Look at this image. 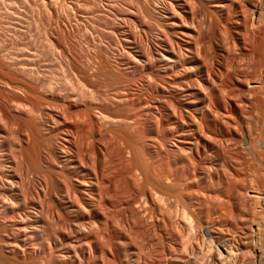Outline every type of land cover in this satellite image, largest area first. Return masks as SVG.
<instances>
[{"label": "rangeland", "instance_id": "obj_1", "mask_svg": "<svg viewBox=\"0 0 264 264\" xmlns=\"http://www.w3.org/2000/svg\"><path fill=\"white\" fill-rule=\"evenodd\" d=\"M229 1L232 2L233 0H229ZM182 2L184 4L188 3L186 4L187 6L189 4H190L189 6L192 5L190 9L191 8L193 9L194 7L195 9L193 10L194 11L196 10L197 12L196 13L191 9L193 11V12L191 11L193 13L192 16L193 18H195L194 20L195 24L198 25V23L201 22V24H199L200 26L199 27L197 26L195 29H199L198 32H200L201 30L203 38H206V39H203L204 44L203 43L202 45L197 44V47H199L200 45L201 46L204 45L203 50L201 49L202 47L199 48L201 49L200 58H202L201 60H203L206 55L205 53H207L206 55L208 56L206 57L207 60L206 59L204 60H206V63H208L206 65L210 66L211 62H213V57L215 56L216 50L214 47L217 41V39L214 36H212L213 31L211 30V28L209 30L211 32H209L207 31L208 28L204 29L203 27V23L205 22L206 18L207 17L208 19L210 18L209 16L210 0H195V1L194 0H182ZM259 4L260 5L262 4L264 6V0H246L244 2L242 0L241 2V10H242L241 14L242 15L238 18L240 19L242 25L238 23L235 17L234 18L232 17L231 19L232 21L231 20H229V22L225 21L226 24H228L226 25L227 27L224 25V23L221 25H218L220 30L217 27V34L224 40L229 38L227 41L229 43V49L231 50L233 47V51L231 50L232 53L229 54L231 56L227 58L228 57L227 55L225 58V61H223L226 63V59H228L227 60L228 64H225V65H230L233 60L236 62H239V64L240 63L242 64L244 60L240 55H238V52L236 53L237 55L235 54V51L239 50V47L238 46L236 47V45L238 44L235 41L236 38L238 37L236 31L241 29L242 34L243 32L245 33V31L247 32L243 35L246 41L245 47H249V48H246L247 53L245 52L247 56V59L245 60H247V62L245 63V60H244L243 62L244 65L242 64L241 68L242 69L244 68V71L248 74L247 77L249 78V80L251 79V83H252L251 85H256V87L258 86L259 87L254 92L255 95L251 97L250 93L246 89L248 82L247 83L245 82L246 77L245 75H243L244 76L243 82H240V84L237 83L234 89L236 87L237 88L239 87L238 89L237 88L235 89V94L238 93L237 95L240 96L243 99V101H245V103H248L244 105L245 120L247 119L246 121L248 122L249 125L250 123H252L251 124L252 126L255 124L256 125L260 124V126L259 125L258 126L263 130L264 129L263 127L264 126V118H263L264 117V110H263L264 109V99H263L264 96L262 95H264V85H263L264 84V76H263L264 73L261 70V68L263 67L262 69L264 70V62H263L264 61V54H263L264 53V20H263V26L261 27L262 23L259 25V28L261 27V29L263 30L259 29L260 30L259 32L257 30L256 31L257 34L255 33L256 35L254 34L252 26H251V20L253 18L252 14H254L253 10L257 8L258 6H260ZM167 10L171 11L172 13L175 12L173 11L174 6L170 5L168 0H0V258L6 259V260L8 259V261H10L12 264H25L26 262H28L26 264H29V263H32V264H138V263L139 264H184V263L192 264V263H195V260L197 261L195 264H198V263L199 264H206V263L213 264L212 262H213L214 252L212 251L213 254L212 255L210 254L209 252L210 245H208L205 238H203V234L200 232L201 227H198L200 226L198 224L200 221L203 222V221H208L210 219L208 218L210 214L209 212L212 213L217 210V213L219 212L223 213V211L225 210V212L228 215L225 217V220H226L225 224L227 226L226 230L228 229L226 233H227V236L229 235V237L230 238L232 237L233 239H235V241H238L236 239H240L243 237L244 238L248 237V240L252 241L251 240L252 238L250 235H252L251 229L253 230L255 222L256 223L261 222L264 224L263 222L264 221V199H262L263 201L261 200L260 202L258 201L259 203L256 204L257 202H255V199L253 202L252 200L253 198H250L253 195L252 191L250 190V187L253 190V187L250 183L251 182L250 178L252 179L253 176L256 177V173L254 175V172H250L253 176L249 174L248 172H244L243 174L244 177L245 176L247 177L245 178L246 188L242 190V192L247 191L246 194L245 192H243V194L245 195H243L241 191L239 192V188L236 185L235 178L230 179L232 192L230 191L231 193L229 192L228 194L225 192V196H224L223 189L221 190L218 184L215 183L211 185L208 178H207L208 182H205L197 178L196 179L197 181L193 183V186L188 188L190 190L189 192L193 191L192 193L193 196L195 194L194 196L195 204L193 207L195 208V210H193L192 208V213H191L192 217L193 215L195 216L193 218H189L192 220V221L190 220L192 223L189 222L193 224L192 227L189 226L191 224L189 223L187 224V222L189 221L188 218H186L187 219V221L185 220L186 222L184 221V223H186L187 225L183 223V220H181L182 217L179 214H177L175 207H170V209L167 210V212L169 211L168 213L169 217H171V215L172 216L175 215L173 219L172 217L170 218L171 222L169 218L166 223H163V222L160 223V222H157L155 219H153L152 221L156 222L155 224L153 222H150L151 221L150 220L151 218L149 219L150 210L147 211L148 212L147 213L148 217H147V214L146 215L144 214V210H146V207L144 208V206L142 205L144 210L141 211L140 210L142 209L141 204L140 205L138 204L137 205L138 207L134 206L135 205L134 202L138 201V199L140 201L141 196H142L140 195L141 190L139 189V188H142L140 187L142 186L140 184L142 179L139 173L136 170H134L131 160L129 159L130 157H128V152H129L130 146L132 145V139L135 142L138 139H139L138 140L139 142L140 140L143 141V142H140V145L145 144L143 146L149 148L152 151L153 155L155 154L154 155L155 161L159 162L163 160V161L168 162L170 157L172 158L179 154L174 144L175 143L179 144V142L181 144L182 142L181 140H184V137L186 136L191 137L192 135V134H188V131H189L188 126H190V121L192 119L193 112H190L191 110L189 111V109L185 107L187 106L188 99L186 98L187 94L184 93V89L182 88V84L184 83L183 78L185 77V75L180 74L178 70L177 72L175 70L174 72H168L167 74L163 73L165 72L164 71L165 69L161 65V63L163 62H156L153 56L154 51L156 49H159V48L162 49L158 44L159 38H164L168 40L167 37L169 36V33L167 30V26H166L167 18L165 16V12H167ZM228 10L232 14V9L230 8ZM176 15L178 16L179 13L177 12ZM198 19L200 20V22ZM222 25H224V28L222 27ZM221 29L223 30L225 35H221V31H222ZM208 32L211 34H209ZM223 32L222 34H224ZM249 33L250 35L252 34L250 37L248 36ZM227 35H229L230 37L229 36L226 37ZM247 36H248V39L250 38L248 41H247ZM178 37L179 35L177 34L172 35L173 39H176ZM212 38L214 39L213 42H212ZM251 38H252V41H251ZM232 39L233 40L235 39V40L233 41ZM208 40L210 43L208 46L212 44L210 46V49L211 50L214 49L212 50V52L211 50L208 52L209 50L208 49L209 47L207 46ZM229 40L231 43L229 42ZM254 41H256L255 47L253 45ZM233 42L234 43L236 42L235 46H232L234 45ZM247 42L248 43L250 42L251 45L247 44ZM230 44H232L231 48H230ZM205 45H206V48H205ZM260 45H261V48L259 47ZM234 47H236L238 50L235 49ZM256 50H258V52ZM250 53H252L253 55H251ZM138 55L139 56L143 55L144 60L148 63V66L151 69L150 71L154 77L166 75V78L170 77L171 81L176 82L178 84L167 83L165 85L156 80L155 82L151 81L152 83L150 82L149 83L150 85L144 84L145 80L143 81L142 78H144L145 71H144L143 66H141V63H140L141 60L139 59ZM248 57L251 58L249 59V61L255 60V59L257 60H255L256 62H250L251 64L250 65L248 64L249 63ZM240 59L242 62L240 61ZM204 60L202 62H204ZM229 60H230V63L228 62ZM17 62H19V64ZM32 65L35 67V70L34 68L32 69L36 71V76H38L37 74H40L39 77H41L42 75V77L39 78L41 83L44 81V83H46V86L48 85L47 83L52 84L51 87L54 92L53 94L54 96L57 95V98L63 94L65 95L71 92H72L71 93L72 96L73 94L75 95L74 96L75 98L79 96V98L81 99V100L80 99L77 100L79 104V108L71 110V109L64 107L61 104V102L59 103L54 100H51V96L50 94H48L50 92V90L48 89L50 88L47 89L48 86L46 87L44 83H42L43 85L41 86L40 81H39L40 85L38 84L36 85V87H37L39 94L41 95V98L36 103L34 101L32 102V100L28 101V99H25L23 94L20 93L19 90L16 89V87L11 82H14L17 79L23 78V75L21 74V71H22L21 67L27 66V68H30L32 67ZM253 66H256V70L259 69L258 72L255 70L256 71L255 73L254 70L253 71L251 70ZM246 67H249L248 69L251 72L250 74L248 72V69H245ZM2 75H4V77ZM6 80H7V84H6ZM66 83H67V86H66ZM10 84L13 86H11ZM43 87H44V91L43 89L41 90V88ZM244 94H246V96ZM256 94H258V97L260 98H258ZM152 99H154L153 102H152ZM48 100L49 101L51 100L50 102H52V104L48 102ZM144 100H147V101L149 100L148 102L150 106H152V109L150 106L149 107L147 105L143 106ZM95 101H97V104ZM134 102L142 104V108L141 109L138 108L140 111L136 110L137 108L136 109L129 108L130 105ZM154 105L156 106L164 105L167 109L169 116H174V117L178 116L176 118L178 119L179 125L183 127V130L179 129L178 124L175 125L177 129L172 125V126H166L165 130L164 129L161 130L160 128L161 124L159 123L162 120L161 116L164 117V114L162 111L159 110V107L156 108ZM123 106L127 107L128 109L127 111L121 114L120 119L123 118V121L120 120L119 125H117L116 123L113 126L111 125L112 126L111 127L109 124L105 122L102 123V121L99 119V116H98L99 111H108L111 115H115V113L117 112V108L123 107ZM56 107H58L59 109L57 108L58 109L57 110ZM62 107L65 108L64 109L65 113L63 112ZM87 108L88 109L90 108L89 109L90 111H88ZM183 108H186V109H183ZM84 109L87 111H84ZM246 109H249L247 110V112L249 111L248 113H246ZM253 109L255 110L254 115L259 114V116L255 115L256 116L255 117L253 115V111H254ZM59 110L60 111L62 110V111L60 112ZM77 110H78V113H77ZM130 111L133 113H131ZM176 111L178 112V115ZM74 112L77 114H74ZM175 112H176V115H175ZM256 112L257 113L259 112V113L257 114ZM181 113L182 115L184 114L183 115L184 118H182L183 116L180 115ZM78 114L80 116V120L78 119ZM90 114L95 120V124H96V126H94L95 128L93 127V125H91L88 119V116ZM75 115L77 116V119L79 120L78 122H75V120L77 121V119L75 118L76 117ZM148 115H149V118H147ZM84 117L88 119L87 121L85 120L86 122H88V123H85L87 126L85 124H80L82 123L81 120L85 122L83 120L85 119ZM136 117L137 119L135 120ZM258 117L260 118V120ZM30 121H33L34 123ZM68 121H73V122H71V125H70L69 124L70 122ZM131 121L133 122V125ZM197 122H196L197 126L194 125V128L197 127L196 129L198 130V132L196 131L195 133H193L195 136L197 134V136L194 137L195 141L196 142L198 141V144L199 142H201L200 143L201 145L199 144L200 146H204L206 142H207L206 145H209L210 140L206 136H205L206 138H204L205 133L204 135H201L203 129L201 128L200 122L198 120ZM122 123L124 126H121ZM29 124L32 128L29 127ZM198 125L200 126L198 127ZM74 127L76 128L74 129ZM99 127L103 128L104 130H101V128L99 129ZM121 127L123 128L121 129ZM93 128L95 129V131ZM129 128H130V131H129ZM138 128H139V131H138ZM71 130H73V132H71ZM91 130L92 132H90ZM230 130L232 132L227 131L229 134L225 133L228 136H224V137L228 138L230 135L231 138H233L234 136V138L237 139L239 136L240 138L238 139L243 140L242 139L243 135L241 134L242 132H240L239 129L234 130L233 128ZM77 131L78 133H76ZM100 131L102 133H100ZM121 131H123L122 133L125 132L123 136L120 135L122 134ZM183 131H186V133L185 132L183 133ZM93 132H95L94 133L95 135L92 134ZM65 133H68L69 137L71 134L72 135L71 137L74 141L77 140L76 138L74 139V136L75 137L78 136L77 138L80 142L78 140H77L78 142L76 141L74 142L76 143L74 144V148H73L74 150H76L74 151V153L76 152L75 156L77 155L78 157L77 159L79 161L82 162L83 159L85 160V161L83 160L82 163L84 166V162H85V167L87 170L94 171V168L96 169V167H99L98 162L96 163L95 161L97 159L95 158L97 155L92 156L94 153L96 154L94 149L97 150L100 147V149L102 148L103 152L106 153L105 154L106 157L107 156L109 157V158H106L108 159V161L112 158L108 163H106L107 162L106 160L105 162L106 165L105 164L102 165L104 166L103 170L105 169V167L107 168L105 170H108V171H104L103 173L106 176L109 175L107 176L108 178L106 176H103L102 178L103 174L101 173L103 170H100L101 172L99 171L100 181H99V184L96 185L99 191L97 190L96 193L100 196L99 197L97 195L98 199L100 198L99 199L100 203L98 204L97 207L99 208L100 210L99 212L102 215L101 221L103 224L94 226V228L93 226H89V228L83 227L82 229L81 225H76L73 223L71 224V222L69 223V220L66 217L61 218L62 224L60 223L59 225L58 223L52 221L50 219L49 214L46 213L45 211L42 212L41 214L40 206L45 200L44 192L47 186L46 185L47 180L45 179L43 174L33 171V169L29 167V164L23 160L24 154L22 155V153H24V150H25V153L27 151L29 152V153L27 152L26 155L29 156L32 154L31 156L36 159L38 157L39 160L42 162L43 166L45 167L50 166V167L59 169L58 167L60 164L59 156H60V153L62 154V150L60 149H62L63 137H66ZM131 133L133 135H131ZM239 133L241 134V136L239 135ZM110 134L113 137H111ZM225 134L223 133L220 135L218 134L219 138L220 139L224 138L222 136ZM85 135H89L90 139ZM124 135H126L128 138H125L126 136ZM29 136L31 138H29ZM107 138L109 140L110 139L112 140L109 141ZM199 138H201L202 141ZM252 138L253 136L249 137V139H251L250 142L254 140V138L253 139ZM30 139L32 140L30 141ZM98 139L99 141H97ZM126 139L127 141H125ZM204 139L205 141L206 139L209 140V142L208 141L205 142ZM84 140L86 141L83 143ZM92 140L95 141L96 143L93 142ZM113 140L115 143L113 142ZM89 141L93 142L94 145H93V148H92V144L91 146H89V148L91 147L90 151L91 150L92 151L91 152L88 151L89 150L88 148L87 151L90 153H87L86 145L90 144ZM111 143L113 144L111 145ZM160 143H164L166 145L167 148L165 151L160 147ZM79 144H81L82 146ZM153 145H154V148H153ZM117 146H119L120 149L119 148L118 149L121 151V153L119 152L118 154L120 158L117 155L116 151H114V149H113V153H110L112 152V148H115V147L117 148ZM83 147L85 151L82 152ZM200 148H201L200 149L201 152H203V147H200ZM78 149L81 151L80 152L77 151ZM238 151L240 153L239 156L241 158L250 159L249 157L250 155H248V153L245 152V150L242 149V147L238 146ZM157 152L159 153V155ZM91 153L93 154L91 155ZM88 155H91L92 158ZM168 155H169V158H168ZM161 157L162 159H160ZM126 158L129 160H127ZM89 159L92 160L93 162L90 161ZM87 163L89 164V166L87 165ZM93 163H96V166H94ZM113 163L114 165H116L115 167L112 166ZM108 166H110V168H108ZM111 167H113L114 169H112ZM132 169H133V172H132ZM110 171H111V174H109ZM134 173H136L135 175L136 177L133 176ZM135 178L136 179L139 178L140 180L139 179L136 180ZM137 183H139L140 186ZM214 188H215L214 190L215 193L213 192ZM247 189H249L250 192ZM56 192L54 194V200L56 202L55 204L56 209H58V206H59L60 208L62 207L61 209L64 210L65 212V209L63 208V206H65L64 201H62L63 198L61 194L58 193L59 191L57 193ZM197 192H199V194ZM248 192L250 195L248 194ZM196 193L198 194V197ZM204 193H206L205 195L207 197L205 195H203V197L205 196L206 199L205 197L204 199H202L201 197L202 194ZM100 194H102L103 197H101ZM219 195L221 197V201L223 198L225 199L229 195L228 197L230 198V200L228 199L229 200L227 203L228 208H227V204L225 205L223 204L224 206L221 204L222 202L219 199L220 198ZM217 197L218 199H216ZM225 200H227V198ZM213 201H215V203ZM2 202L3 203L5 202V203L3 204ZM211 202L214 203V205ZM229 202H231V205ZM204 203H208V205L211 206V208L208 206V209L209 208L210 209L207 210V207H206L207 204H204ZM216 203L218 206L220 205L221 207L218 208ZM5 205L7 207L10 206L8 207L10 208L9 209L10 211L12 210V208L13 210L15 208L14 212L17 213L16 214L17 216L11 218L12 213L14 215V212L13 211L11 213L8 212L4 208L6 207ZM156 205L157 207L159 206L158 211H160V207H162V205L157 202H156ZM215 206H216V209H215ZM103 208H105V210ZM254 208L256 210H254ZM16 209H17V212H16ZM56 209L55 211L57 212ZM171 209L173 210L171 211ZM230 209L232 211H230ZM133 210L135 211V214H134L135 216L133 215ZM162 210L164 211V208L161 209V211ZM28 211L31 213V215H33L34 219L37 218L38 221H36V223L35 221L29 222L30 223L29 232L22 233V231H20V226H21L20 223L22 219H20V217L18 216V213L22 217H24V212L26 213ZM194 211H196V213L198 212L197 215ZM170 212H172V214H170ZM70 214L68 213V215H70L69 216L70 220L72 221L73 219L75 220L76 218L74 217V214L73 215L72 213ZM176 214L178 215V217ZM232 214L234 215L233 217L231 216ZM89 216H91V214ZM89 216L88 214L86 215L87 218H90ZM217 216L219 215L217 214L214 217H217ZM140 217L142 218L145 217V219L143 218L142 219L143 221H142ZM230 217L233 220L232 219L228 220ZM195 218H198L199 220ZM134 219L136 220L134 224L137 222L139 226L136 225L135 227V225L133 224ZM147 219L148 221H146ZM62 220H65V221L67 220V221L64 223V221ZM138 220H141V221L138 222ZM172 220H174L173 221L174 224H172ZM218 220L220 222L224 221L219 218ZM37 223L39 224V226H41V228H39V226L36 227L35 224ZM164 224H167L168 226L165 225L166 226L165 227L163 226ZM152 225L154 226L151 227ZM194 225L200 229L196 228ZM133 226H134V229H133ZM193 227L195 228L193 229ZM189 229H192L191 230L192 232L194 231L196 232L198 230L197 235L193 236L194 238L191 235L189 236L190 238L187 235H185L187 234ZM161 232L163 235L161 234ZM158 235H159V238H158ZM163 236L165 238H163ZM152 239L155 241H153ZM159 239H161L162 241ZM158 240L161 242H159ZM164 242H166V244ZM80 247H84L86 255H83L81 253ZM29 251H31V253H29ZM248 257H250L251 260L253 258V256L251 258L250 255H248ZM191 261L192 263H189Z\"/></svg>", "mask_w": 264, "mask_h": 264}, {"label": "bare ground", "instance_id": "obj_2", "mask_svg": "<svg viewBox=\"0 0 264 264\" xmlns=\"http://www.w3.org/2000/svg\"><path fill=\"white\" fill-rule=\"evenodd\" d=\"M195 1V0H194ZM246 1V0H243V2ZM168 2L170 3V5H173L174 6V10L175 11L174 13H172L171 11H168L165 12V16L167 18V30H168V33H169V36L167 37L168 40L164 39V38H159V41H158V44L159 46L162 48V49H156L154 51V60L156 62H163L161 63V65L163 66V68L165 69L163 73H168V72H174L176 70H178V72H180V74H183L185 75V77L183 78L184 79V83L182 84V88L184 89V93L187 94L186 99L188 101L187 103V106H185L186 108L189 109L190 112H193V116H192V119L190 121V126H188V134H192L191 137H184V140H181V144L179 142V144H174V146L176 147L177 151H178V155L175 156V157H170V159L168 160V162L166 161H155V157L152 153V151L143 146V145H140V142H143L140 140V142L137 140L136 142L132 139V145L130 146V149H129V152H128V157H130L129 159L131 160V163H132V166L134 168V170H136L142 181H141V185L139 183V186L142 187V188H139L141 190V199L139 201H136L134 202L136 207H138L137 205L141 204V208L140 209L141 211L144 210L143 209V206L144 208L146 207V210H144V214L146 215L148 212V210H150V217L149 219L151 220L150 222H153L156 224V222L152 221L153 219H155L157 222H163V223H166L168 218L170 220V218L175 216V215H171V217H169L168 213L169 211L167 212L168 209H170V207H175L176 211H177V214H179L183 220V223L184 221L188 218V222H191L192 220L189 219V218H193L195 215H193V217L191 216V213H192V208L194 207V204H195V199H194V196H193V191L192 192H189L190 190L188 189L189 187L193 186V183L195 181H197L196 179L199 178L205 182H208L207 181V178L209 179L210 181V184H218V186H220L221 190L223 189V192H224V196H225V192L228 194L230 191H231V183H230V179H236V185L237 187L239 188V192L241 191V193L243 194V191L245 187V184H246V180L245 178H247L246 176L244 177L243 174L244 172H248L249 174H251L250 172H254V175L256 173V177L252 179L250 178V183L253 187V190L251 189L250 187V190L252 191V197L250 198H253V202H254V199H255V202H257L256 204H258L261 201H263L262 199H264V129L262 130L259 126L260 124L258 125H251L252 123H250V125L248 124V122L245 120V109H244V105L248 104V103H245V101H243V99L238 96L237 94H235V88L234 87L236 86L237 83L240 84V82H243V75H245V82L247 83L248 82V85L246 86V89L247 91L250 93V96L253 97L255 94L254 92L258 89V87H256V85H251V79L249 80V78L247 77V73L244 71V68L242 69L241 66L244 62L245 59H247V56L245 54L246 52V48H249V47H245L246 45V41H245V38H244V34L247 33L245 31V33L243 32L242 34V30L239 29V30H235L237 32V35L238 37L236 38V42L238 45H236V47L238 46L239 47V50L234 47L235 49H237L238 51H235V54L238 52V55H240L244 60L242 62V64L240 65L239 62H236V61H232L230 65H225V64H228L227 63V60L226 59V63L223 62L225 61V58L226 56L228 55L227 58H229L231 55H229L230 53H232L233 51V47L232 46H235V43L233 42L234 45L230 44V48L232 47V51L229 49V43L227 42L228 39H222L218 34H217V27L218 25H221L224 23V25H228L226 24V22L229 20L232 19V17L236 18L238 23L241 24V21L240 19H238L242 14V10H241V2L242 0H233L232 2H230L229 0H210V8H209V16L210 18L208 19V17L206 18L205 22L203 23V27L204 29L205 28H208L207 31L211 30L213 31L212 32V36H214L217 41L215 43V56L213 57V62H211V65L208 66L206 64V56L207 53H205V57L204 59V62H202L203 60H201L202 58H200V50L204 49V45H202L203 43V39H206V38H203V35L201 33V30L200 32L199 29H195L197 26L199 27L201 24L200 20L198 23V25L195 24V18H193V9H195L193 7V11L190 9L191 6H187L186 4H184L182 2V0H168ZM262 3V2H261ZM195 5V4H194ZM202 5V4H201ZM244 5V4H243ZM260 5V4H259ZM200 6V5H199ZM245 6V5H244ZM201 7V6H200ZM243 7V6H242ZM256 7V6H255ZM172 8V7H171ZM232 9V14L231 12H229L228 9ZM244 8V7H243ZM207 9V8H206ZM170 10V9H169ZM201 10V9H200ZM246 10V9H245ZM192 11V12H191ZM205 11V10H204ZM179 13V15H181L178 17L176 15V13ZM196 12V10L194 11ZM244 12V10H243ZM197 13V12H196ZM253 13L252 16V20H251V26H252V29H253V32L254 34L256 33V31L258 30V32L260 30H263L261 29V27L263 26V17H264V6L261 4L260 6H258L257 8H255L253 10ZM200 14V13H199ZM205 14V13H204ZM195 15V13H194ZM198 15V14H197ZM185 18H184V17ZM202 16V14H201ZM207 16V14H206ZM195 17V16H194ZM198 17V16H197ZM196 17V18H197ZM190 18V20H189ZM203 19V17H202ZM204 21V20H202ZM226 21V22H225ZM232 21V20H231ZM243 22V21H242ZM245 22V21H244ZM262 23V24H261ZM261 24V27L259 28V25ZM224 25H222V27L224 28ZM242 25V24H241ZM221 27V26H220ZM227 27V26H226ZM219 28V27H218ZM247 28V27H246ZM201 29V27H200ZM227 29V28H226ZM225 29V30H226ZM260 29V30H259ZM220 30V28H219ZM222 30V29H221ZM246 30V29H245ZM165 32V31H164ZM211 32V31H209ZM208 32V33H209ZM223 30L221 31V35H225L222 34ZM249 32V31H248ZM166 33V32H165ZM232 33V32H231ZM251 33V32H250ZM250 33L248 34V36L250 37ZM262 33V32H261ZM173 34H177L179 35L178 38L176 39H173L172 38V35ZM211 34V33H209ZM220 34V33H219ZM228 34V32H227ZM257 34V33H256ZM255 34V35H256ZM230 35V34H229ZM229 35H227L226 37H228ZM164 36V35H163ZM167 36V34H166ZM210 36V35H208ZM248 36H247V41L250 39H248ZM258 36V35H257ZM160 37V36H158ZM213 37V38H214ZM225 37V36H224ZM223 37V38H224ZM225 37V38H226ZM230 37V36H229ZM255 37V36H254ZM210 38V37H209ZM212 38V42H213V39ZM233 38V37H232ZM235 38V37H234ZM256 38V37H255ZM254 38V39H255ZM258 38V37H257ZM215 39V40H216ZM231 40V38H230ZM229 40V42H230ZM233 40V39H232ZM233 40V41H234ZM251 41H252V38H251ZM257 41V40H256ZM254 41L253 45L255 47V42ZM263 41V39H262ZM207 42V41H206ZM211 42V41H210ZM258 42V41H257ZM261 42V41H260ZM231 43V42H230ZM197 44H201L199 47H197ZM204 44V43H203ZM209 40H208V44L207 46L209 45ZM247 44H250V42ZM263 44V43H262ZM212 45V44H211ZM210 45V46H211ZM214 45V44H213ZM232 45V46H231ZM251 45V44H250ZM248 45V46H250ZM210 46H208L207 48L209 49L208 52L211 50L210 49ZM200 47H202L201 49H199ZM261 48V45L259 46ZM205 48H206V45H205ZM213 48V47H211ZM252 48V47H251ZM214 50V49H212ZM211 50V52H212ZM230 50V51H229ZM249 50V49H248ZM258 52V50H256ZM203 52V51H201ZM214 52V51H213ZM247 53V52H246ZM209 54V53H208ZM212 54V53H211ZM214 54V53H213ZM251 55H253L252 53H250ZM258 54V53H257ZM260 54V53H259ZM262 54V52H261ZM264 54V53H263ZM233 55V54H232ZM237 55V54H236ZM255 55V53H254ZM139 56V55H138ZM203 56V55H201ZM250 56V55H249ZM235 57V55H234ZM233 57V58H234ZM252 57V56H251ZM256 57V56H255ZM212 58V57H211ZM240 58V57H239ZM261 58V57H260ZM139 59L141 60L140 63H141V66H143L144 68V78L143 81L145 80V83L144 84H149L151 81L155 82L158 81L160 83H163V84H175L176 82H173L170 80V77L169 78H166V75L165 76H156L154 77L153 74L151 73V69L149 68L148 66V63L144 60V57L143 55H140L139 56ZM231 59V58H230ZM249 58L248 57V61H249ZM255 59V58H254ZM149 60V59H147ZM209 60V58H208ZM236 60V59H235ZM257 60V59H255ZM255 60H251L249 61L248 64H250V62H256ZM261 60V59H260ZM230 63V60L228 61ZM247 62V60H245V63ZM261 62V61H260ZM264 62V61H263ZM16 63V62H15ZM19 64V62H17ZM29 63V62H28ZM31 63V62H30ZM46 63V62H45ZM24 64V63H23ZM26 64V63H25ZM33 64V62H32ZM210 64V63H209ZM22 65V64H21ZM150 65V64H149ZM244 65V64H243ZM251 65V64H250ZM248 65V66H250ZM253 65V63H252ZM255 65V63H254ZM263 65V64H262ZM261 65V66H262ZM4 66V65H3ZM11 66V65H10ZM247 66V65H246ZM29 67V66H28ZM245 67V66H244ZM32 68H34L35 70V67L32 65V67L30 68H27V66H23L21 67V74L23 75V78H20V79H17L16 81L14 82H11L13 83V85L16 87V89L19 90L20 93L23 94V96L25 97V99H28V101L32 100V102L34 101L35 103L41 98V95L39 94L38 90H37V87L36 85L39 84V81L42 77H39L40 74H37L38 76H36V71H34ZM249 67H246L245 69H248ZM251 68V67H250ZM263 68V67H262ZM261 68V70L263 71L264 73V70ZM93 69V68H92ZM252 71L256 70V66H253ZM259 70V69H258ZM258 70H256L258 72ZM3 71V70H2ZM5 71V70H4ZM10 71V70H9ZM7 71V72H9ZM255 71V73H256ZM261 71V72H262ZM248 72L249 74L251 73L248 69ZM262 73V75H263ZM8 74V73H7ZM20 74V73H19ZM72 74V73H71ZM65 75V74H64ZM4 77V75H2ZM45 76V75H44ZM143 76V75H142ZM252 76V75H250ZM259 76V75H258ZM264 76V75H263ZM12 77V76H11ZM10 77V78H11ZM168 77V76H167ZM261 77V76H260ZM19 78V77H18ZM135 78V77H134ZM14 79V78H13ZM43 79V78H42ZM50 79V78H49ZM96 80V79H95ZM257 80V79H256ZM10 81V80H9ZM43 81V80H42ZM46 81V80H45ZM133 81V80H132ZM253 81V80H252ZM66 82V81H65ZM151 82V83H152ZM10 83V82H9ZM44 83V81L42 82ZM40 81V84L41 86L43 85ZM157 83V82H156ZM180 83V82H179ZM257 83V82H256ZM6 84H7V80H6ZM39 84V85H40ZM48 87L46 86V83H44V85L50 89V92L48 94H50L51 96V100H54L56 102H61V104L68 108V109H78L79 108V104H78V99L79 96H77L76 98L74 97L75 95L73 94L72 96V92L71 93H67V94H63L61 96H59L57 98V95L56 98L54 96V92H53V89H52V84L50 83H47ZM71 84V82H70ZM143 84V83H142ZM178 84V83H176ZM255 84V82H254ZM258 84V83H257ZM11 85V84H10ZM11 85V86H13ZM150 85V84H149ZM264 85V84H263ZM66 86H67V83H66ZM154 86V85H153ZM10 88V87H9ZM54 88V86H53ZM78 88V87H77ZM239 88V87H238ZM237 88V89H238ZM256 88V89H255ZM15 89V90H16ZM43 89L44 91V87L41 88V90ZM46 89V90H47ZM263 89V88H262ZM67 90V89H65ZM241 90V89H239ZM76 91V90H75ZM142 91V90H141ZM238 91V90H237ZM42 92V91H41ZM40 92V93H41ZM48 92V91H47ZM241 92V91H240ZM8 93V92H7ZM66 93V92H65ZM138 93V92H137ZM242 93V92H241ZM42 94V93H41ZM47 94V95H48ZM85 94V93H84ZM92 94V93H91ZM90 94V95H91ZM44 95V94H43ZM152 95V94H151ZM246 96V94H244ZM249 95V94H247ZM243 96V95H241ZM256 96L258 97V94H256ZM255 96V98H256ZM260 96V95H259ZM264 96V95H262ZM46 97V96H45ZM100 97V96H98ZM140 97V96H139ZM146 97V96H145ZM250 97V98H251ZM96 98V97H95ZM249 98V99H250ZM254 98V100H255ZM260 98V97H258ZM47 99V98H46ZM104 99V98H103ZM135 99V98H134ZM148 99V98H146ZM247 99V98H246ZM264 99V98H263ZM45 100V98H44ZM43 100V101H44ZM50 100V101H51ZM81 100V99H80ZM154 99H152V102H153ZM248 100V99H247ZM251 100V99H250ZM253 100V99H252ZM259 100V99H258ZM48 100V102H50ZM140 101V100H139ZM149 101V100H148ZM147 100H144L143 102V106L147 105L148 107L150 106L149 102ZM161 101V100H160ZM249 101V100H248ZM261 101V100H260ZM7 102V101H6ZM45 102V101H44ZM43 102V103H44ZM96 104H97V101H95ZM124 102V101H123ZM122 102V103H123ZM252 102V101H250ZM47 103V101H46ZM52 104V102H50ZM80 103V102H79ZM94 103V102H93ZM99 103V102H98ZM108 103V102H107ZM151 103V101H150ZM254 103V102H253ZM257 103V102H255ZM19 104V103H18ZM31 104V103H30ZM50 104V105H51ZM58 104V103H56ZM60 104V105H61ZM84 104V103H83ZM95 104V105H96ZM154 104V103H153ZM250 104V103H249ZM17 105V104H16ZM61 105V106H62ZM252 105V104H251ZM261 105V104H260ZM15 106V105H14ZM22 106V105H21ZM52 106V105H51ZM81 106V105H80ZM92 106V105H91ZM156 108L159 107V110L163 112L164 114V117L161 116L162 120L160 121L159 124H161L160 128L161 130L164 129L165 130V127L166 126H174L175 125H179V122H178V119L174 116H169L168 112H167V109L164 105H159V106H156L154 105ZM249 106V105H248ZM20 107V106H19ZM31 107V106H30ZM45 107V106H44ZM54 107V105H53ZM151 109H152V106H150ZM258 107V106H257ZM50 108V106H49ZM58 107H56L57 109ZM60 108V106H59ZM58 108V109H59ZM63 108V107H62ZM81 108V107H80ZM131 109H136V110H139L142 108V104L141 103H137V102H134L130 105ZM139 108V109H138ZM169 108V107H168ZM173 108V107H172ZM186 108H183V109H186ZM250 108V107H248ZM42 109V108H41ZM55 109V107H54ZM57 109V110H58ZM65 108H63V112L65 111L64 110ZM90 109V108H89ZM88 108L87 110L90 111ZM101 109V108H100ZM127 107L123 106V107H119L117 108V112L115 113V115H111L108 111H99V119L107 124H109L110 126L112 125H115L117 123V125H119V122L120 120L123 121V118L120 119V116L123 112L127 111ZM259 109V108H257ZM30 110V109H29ZM32 110V109H31ZM84 109V111H87ZM92 110V109H91ZM95 110V109H94ZM143 110V109H142ZM171 110V109H170ZM173 110V109H172ZM247 110L249 109H246V113ZM254 110V109H253ZM252 110V111H253ZM264 110V109H263ZM35 111V110H33ZM43 111V110H42ZM60 111V110H59ZM62 111V110H61ZM60 111V112H61ZM81 111V110H80ZM83 111V110H82ZM98 111V110H97ZM134 111V110H133ZM140 111V110H139ZM138 111V112H139ZM181 111V110H180ZM259 111V110H258ZM39 112V111H38ZM62 112V113H63ZM67 112V111H66ZM70 112V111H69ZM131 112V111H130ZM177 112V111H176ZM176 112H175V115H176ZM251 112V111H250ZM254 112L255 110L253 111V115H254ZM65 113V112H64ZM77 113H78V110H77ZM74 112V114H77ZM90 113V112H88ZM98 113V112H96ZM133 113V112H131ZM140 113V112H139ZM252 113V112H251ZM257 113V112H256ZM259 113V112H258ZM257 113V114H258ZM33 114V112H32ZM125 114V113H124ZM191 114V113H190ZM261 114V113H260ZM66 115V114H65ZM81 115V114H80ZM84 115V113H83ZM126 115V114H125ZM153 115V114H152ZM177 115H178V112H177ZM181 116L182 113L180 114ZM250 115V114H249ZM256 115V114H255ZM254 115V116H255ZM76 116V115H75ZM94 116V115H93ZM157 116V115H156ZM248 116V114H247ZM256 116H259L256 115ZM255 116V117H256ZM19 117V116H18ZM32 117V116H31ZM86 117V116H85ZM84 117V118H85ZM97 117V116H96ZM138 117V116H137ZM137 117L135 118V120L137 119ZM144 117V116H143ZM252 117V116H251ZM262 117V116H260ZM73 118V117H72ZM77 119V116L75 117ZM87 118V117H86ZM83 119L84 121L88 120L90 121L91 125L96 126L95 124V120L93 119L92 115L90 114L88 116V119ZM140 118V117H139ZM149 118V115L148 117ZM184 118V116L182 117ZM259 118V117H258ZM264 118V117H263ZM262 118V119H263ZM78 119L80 120V116L78 114ZM77 119V121L75 120V122H78L79 120ZM145 119V118H144ZM152 119V118H151ZM189 119V120H190ZM252 119V118H251ZM254 119V118H253ZM261 119V120H262ZM69 120V119H68ZM99 120V122H100ZM197 120L200 122V125H201V128L203 129L202 131V134L201 135H204V138H208L210 140V143L209 145H206V141L209 142V140L204 139V141L206 142L204 146H200L201 142H199L198 144V141L196 142L195 141V138L196 136L193 134L195 133L196 131L198 132V130L196 129L197 127ZM260 120V118H259ZM67 121V120H66ZM83 122L81 120L82 123L80 124H85V123H88V122ZM130 121V120H129ZM158 121V120H157ZM184 121V120H183ZM253 121V120H252ZM256 121V120H255ZM30 122H33V121H30ZM70 122L69 124L71 125V122L73 121H68ZM67 122V123H68ZM98 122V121H97ZM132 122V121H131ZM135 122V121H134ZM187 122V121H186ZM197 122V123H196ZM257 122V121H256ZM259 122V121H258ZM34 123V122H33ZM101 123V124H102ZM126 123V122H125ZM184 123V122H183ZM196 123V124H195ZM254 123V122H253ZM263 123V122H262ZM15 124V123H14ZM62 124V123H61ZM64 124V123H63ZM78 124V123H77ZM136 124V123H135ZM185 124V123H184ZM8 125V124H7ZM65 125V124H64ZM86 125V124H85ZM98 125V124H97ZM105 125V124H104ZM108 125V126H109ZM127 125V124H126ZM131 125V124H130ZM132 125H133V122H132ZM194 125H196L194 128ZM198 125V127L200 126ZM35 126V125H34ZM69 126V125H68ZM87 126V125H86ZM102 126V125H101ZM111 126V127H112ZM121 126H124L123 123ZM137 126V125H136ZM159 126V125H158ZM184 126V125H183ZM29 127L30 124H29ZM77 127V126H76ZM74 127V129L76 128ZM117 127V126H116ZM120 127V126H119ZM140 127V126H139ZM179 129L183 130V127L181 125L178 126ZM264 127V126H263ZM32 128V127H31ZM55 128V127H54ZM95 128V127H94ZM93 128V129H94ZM101 127H99L100 129ZM109 128V127H108ZM123 127H121L122 129ZM134 128V127H133ZM159 128V129H160ZM176 128V127H175ZM234 130H240V132H242L241 134L243 135V140L241 139H238L240 138L238 136V140L236 138H233L236 139L234 140L233 138L230 137L229 135V139L224 137V136H228L226 135L225 133H228L227 131H231L230 129H233ZM238 128V129H236ZM36 129V128H35ZM112 129V128H111ZM119 129V128H118ZM125 129V128H124ZM128 129V127H127ZM177 129V128H176ZM196 129V130H195ZM199 129V128H198ZM32 130V129H31ZM66 130V129H65ZM86 130V129H85ZM101 130H104L103 128H101ZM41 131V130H40ZM68 131V129H67ZM95 131V129H94ZM127 131V130H126ZM129 131H130V128H129ZM134 131V130H133ZM138 131H139V128H138ZM22 132V131H21ZM36 132V131H35ZM39 132V131H38ZM70 132V131H69ZM68 132V133H69ZM71 132H73V130H71ZM92 132V130L90 131ZM99 132V131H98ZM105 132V131H103ZM113 132V131H112ZM116 132V131H115ZM114 132V133H115ZM123 131H121L122 133ZM186 133V131H183V133ZM221 132V133H219ZM232 132V131H231ZM230 132V134H231ZM236 132V131H235ZM239 132V131H238ZM248 132V134H247ZM68 133H65L66 134V137H63V143H62V154L60 153V164H59V169H56V168H53V167H45L43 166L42 162L39 160V158L37 157L34 158L32 157L31 155H26L25 153V150H24V153H22V155L24 154V158L23 160L29 164V167L31 169H33V171L35 172H38L40 174H43V176L45 177V179L47 180L46 182V188H45V192H44V195H45V200L44 202L42 203V205L40 206L41 208V214L42 212H46L49 214L50 216V219L56 223H58L60 225L61 223V218L63 217H66L68 220H69V223L71 222V224H76V225H81L82 229L83 227L85 228H89V226H97V225H100V224H103L102 223V218H101V213L99 212V208L97 207L98 204L100 203V198L98 199L97 197V187L96 185L99 184V181H100V173L99 171L100 170H103L104 166H102L103 164L106 165V163H108V159L106 158H109L108 156L106 157V153L103 152L102 148L100 149V147L96 150V154L94 153H91L92 156H96L95 158H97L95 160L96 163L98 162L99 164V167H96V169L94 168V171H89L86 169L85 167V162H84V166H83V160L82 162L79 161L77 158V155L75 156V153L73 148H74V143L75 141L78 142V136L75 137L74 135V139L76 138L77 140H73L72 139V135L70 134V137L68 135ZM78 133V131L76 132ZM83 133V132H82ZM95 132H93L92 134H94ZM100 133H102L100 131ZM125 133V132H124ZM120 134L121 136H123V134ZM180 133V132H178ZM200 133V131H199ZM225 134L223 135L222 137L224 138H219V135L220 134ZM16 134V133H15ZM30 134V133H29ZM35 134V133H34ZM40 134V133H39ZM73 134V133H72ZM182 134V133H181ZM219 134V135H218ZM229 134V133H228ZM235 134V133H234ZM241 134L239 133V135L241 136ZM68 135V136H67ZM81 135V134H80ZM95 135V134H94ZM93 135V136H94ZM106 135V134H104ZM113 135V134H112ZM119 135V134H118ZM131 135H133L131 133ZM137 135V134H136ZM186 135V134H185ZM42 136V135H41ZM89 138V135H85ZM111 136V134H110ZM126 136V135H124ZM142 136V135H141ZM182 136V135H181ZM190 136V135H188ZM199 136V135H198ZM206 136V137H205ZM232 136V134H231ZM250 136H253L254 140H252V142H250L251 139H249ZM81 137V136H80ZM92 137V136H91ZM95 137V136H94ZM113 137V136H111ZM180 137V135H179ZM200 137V136H199ZM29 138H31L29 136ZM103 138V137H101ZM109 138V137H108ZM107 138V139H108ZM125 138H128L127 136ZM131 138V137H130ZM152 138V137H151ZM183 138V137H182ZM181 138V139H182ZM252 138V139H253ZM36 139V138H35ZM34 139V140H35ZM83 139V138H82ZM81 139V141H82ZM86 139V137H85ZM90 139V138H89ZM119 139V138H118ZM141 139V137H140ZM143 139V138H142ZM201 139V138H199ZM32 139H30L31 141ZM37 140V139H36ZM41 140V139H40ZM46 140V139H45ZM88 140V139H87ZM101 140V139H100ZM109 140V139H108ZM112 140V139H110ZM109 140V141H110ZM136 140V139H135ZM197 140V139H196ZM21 141V140H20ZM86 140L83 141V143L85 142ZM93 141V140H92ZM99 141V139L97 140ZM127 141V139L125 140ZM202 141V139H201ZM37 142V141H36ZM80 142V141H79ZM95 142V141H93ZM93 142L89 141L90 144L86 145V151L87 149L89 148V146H91L92 144V148H93ZM114 142V140H113ZM131 142V141H130ZM129 142V143H130ZM159 142V141H158ZM96 143V142H95ZM108 143V142H107ZM115 143V142H114ZM127 143V142H126ZM42 144V143H41ZM48 144V143H47ZM52 144V143H51ZM105 144V143H104ZM113 143H111L112 145ZM131 144V143H130ZM22 145V144H21ZM37 145V144H36ZM81 145V144H79ZM78 145V146H79ZM96 145V144H95ZM38 146V145H37ZM82 146V145H81ZM106 146V145H105ZM108 146V145H107ZM128 146V147H129ZM238 146L242 147V149L245 150V152L248 153V155H250V159H243L239 156V151H238ZM40 147V146H39ZM77 147V146H75ZM97 147V146H95ZM160 147L165 151L166 150V145L164 143H160ZM200 147H203V152H201V148ZM34 148V147H33ZM37 148V147H36ZM79 148V147H77ZM119 146H117V148H112V152L110 153H113V149L114 151H116L117 155L119 154V152L121 153V151L118 149ZM123 148V147H122ZM153 148H154V145H153ZM29 149V148H28ZM38 149V148H37ZM82 149V148H81ZM91 147L89 148L88 151H90ZM157 149V148H156ZM169 149V148H168ZM42 150V149H41ZM106 150V149H105ZM127 150V149H126ZM23 151V150H22ZM37 151V150H36ZM46 151V150H45ZM77 151H81V150H77ZM85 151L84 150V147H83V150L82 152ZM87 153H90L88 152ZM111 151V149H110ZM156 151V150H155ZM107 152V151H106ZM126 152V151H125ZM29 153V152H28ZM38 153V152H37ZM56 153V152H55ZM158 153V152H157ZM78 154V153H77ZM109 154V153H108ZM210 154V155H209ZM79 155V154H78ZM82 155V154H81ZM91 155H88L92 158ZM159 155V153H158ZM110 156V155H109ZM114 156V155H113ZM119 156V155H118ZM243 156V155H242ZM89 157V158H90ZM123 157V156H121ZM165 157V156H164ZM120 158V156H119ZM168 158H169V155H168ZM116 159V158H115ZM127 159V158H126ZM125 159V160H126ZM127 159V160H129ZM162 159V157L160 158ZM159 159V160H160ZM54 160V159H53ZM90 160V159H89ZM107 160V162H106ZM118 160V159H117ZM126 160V161H127ZM158 160V158H157ZM85 161V160H84ZM92 161V160H90ZM115 161V160H113ZM123 161V160H122ZM121 161V162H122ZM82 164H81V163ZM88 162V161H87ZM93 162V161H92ZM106 162V163H105ZM96 163H93L94 166H96ZM118 163V162H117ZM97 164V165H98ZM87 165L89 166V164L87 163ZM119 165V164H118ZM128 165V163H127ZM91 166V165H90ZM102 166V167H101ZM113 167H115L116 165H112ZM131 166V167H132ZM23 167V166H22ZM85 167V168H84ZM113 167H111L112 169H114ZM90 168V167H89ZM108 168H110V166H108ZM92 169V168H91ZM90 169V170H91ZM105 169H107L105 167ZM103 170L101 174L104 173V171H108V170ZM93 170V169H92ZM118 171V170H117ZM116 171V172H117ZM101 172V171H100ZM132 172H133V169H132ZM114 173V171H113ZM108 174V173H107ZM111 174V171L110 173ZM136 173H134V177ZM103 176H106V175H102V178ZM109 176V175H107ZM106 176V177H107ZM132 176V177H133ZM138 176V175H137ZM259 176V177H258ZM114 177V176H113ZM139 177V176H138ZM108 178V177H107ZM136 179V178H135ZM139 179V178H138ZM136 179V180H138ZM140 180V179H139ZM111 181V180H110ZM119 181V180H118ZM136 182V181H134ZM139 182V181H137ZM232 182V181H231ZM101 183V182H100ZM115 183V182H114ZM14 184V183H13ZM197 184V182H196ZM195 184V185H196ZM199 184V183H198ZM203 184V183H202ZM104 185V183H103ZM107 185V184H106ZM114 185V184H113ZM248 185V184H247ZM246 185V186H247ZM111 186V185H110ZM206 186V185H205ZM209 186V185H208ZM131 187V186H130ZM103 188V187H102ZM107 188V187H105ZM137 188V187H136ZM14 189V188H13ZM100 189V188H99ZM110 189V188H109ZM129 190V189H128ZM132 190V189H131ZM194 190V189H193ZM200 190V189H199ZM203 190V188H202ZM201 190V191H202ZM209 190V189H208ZM215 188L213 189V192H214ZM219 190V189H218ZM249 190V189H247ZM249 190V192H250ZM58 192L61 194L62 196V201H64V205L63 208L65 209V212L64 210H62L59 206H58V209H56V202L54 200V194L55 192ZM99 191V190H98ZM103 191V190H102ZM130 191V190H129ZM198 191V190H196ZM56 192V193H57ZM101 192V191H100ZM106 192V191H105ZM128 192V191H127ZM218 192V191H217ZM222 192V193H223ZM232 192V191H231ZM230 192V193H231ZM247 192V191H246ZM245 192V194H246ZM248 192V194H249ZM199 194V192H197ZM196 193V194H197ZM203 193V192H202ZM207 193V192H206ZM202 194V199H204V197L206 196L205 194ZM215 193V192H214ZM198 194H197V197H198ZM221 194V193H220ZM240 194V193H239ZM241 194V195H242ZM243 194V195H245ZM101 197L102 194H100ZM203 195H205L203 197ZM212 195V194H211ZM232 195V194H231ZM237 195V194H236ZM250 195V194H249ZM99 196V195H98ZM138 196V195H137ZM209 196V195H208ZM218 196V195H217ZM229 196V195H228ZM226 197L227 200H225L222 196V201H221V197L219 195V199L220 201L222 202L221 204L225 205L228 203V201L230 200L229 197ZM100 197V196H99ZM108 197V196H107ZM207 197V196H206ZM205 197V199H206ZM216 197V196H215ZM236 197V196H235ZM132 198V197H131ZM129 198V199H131ZM200 198V197H199ZM243 198V197H242ZM248 198V197H247ZM201 199V198H200ZM218 199V197L216 198ZM229 199V200H228ZM110 200V198H109ZM114 200V199H113ZM136 200V199H135ZM134 200V201H135ZM214 200V199H213ZM242 200V199H241ZM218 201V200H216ZM247 201V200H246ZM259 201V202H258ZM114 202V201H113ZM119 202V201H118ZM123 202V201H122ZM156 202L161 204L162 207L164 208V211L161 209H163L162 207H160V211H158V207L156 205ZM204 202V201H203ZM215 203V201H213ZM244 202V201H243ZM3 203V202H2ZM5 203V202H4ZM3 203V204H4ZM11 203V202H9ZM63 203V202H61ZM130 203V202H129ZM201 203V202H200ZM209 203V202H208ZM208 203H204V204H207L206 207H207V210H209L211 208V206L208 205ZM212 203V202H211ZM214 203H212L214 205ZM219 203V202H218ZM230 205H231V202H229ZM235 203V202H234ZM115 204V203H114ZM112 204V205H114ZM211 204V205H212ZM220 204V203H219ZM220 204V205H221ZM244 204V203H243ZM107 205V204H106ZM127 205V204H126ZM133 205V204H132ZM143 205V206H142ZM160 205V206H161ZM202 205V204H201ZM217 205V203H216ZM218 206L221 207V206ZM223 205V206H224ZM6 206V205H5ZM14 206V205H13ZM102 206V205H101ZM131 206V205H130ZM129 206V207H130ZM149 206V207H148ZM208 206L210 207L208 209ZM253 206V205H252ZM10 207V206H8ZM7 206L4 207L8 212H14L13 208L12 210L10 211ZM55 207V208H54ZM149 209H148V208ZM205 207V208H206ZM3 208V209H4ZM101 208V207H100ZM108 208V207H107ZM106 208V209H107ZM133 208V207H132ZM140 208V207H139ZM200 208V206H199ZM224 208V207H223ZM227 208H228V204H227ZM252 208V207H251ZM256 208V207H255ZM254 208V210H256ZM4 209V210H5ZM55 209L57 210V212L55 211ZM105 210V208H103ZM174 209V211H175ZM204 209V208H203ZM214 209V208H213ZM215 209H216V206H215ZM222 209V208H221ZM220 209V210H221ZM3 210V211H4ZM20 210V209H19ZM110 210V209H109ZM113 210V209H112ZM173 209H171L172 211ZM193 210H195V208H193ZM67 211V213H66ZM132 211V210H131ZM166 211V212H165ZM173 211V212H174ZM212 211V210H211ZM230 211H232L230 209ZM239 211V210H238ZM247 211V210H246ZM16 212H17V209H16ZM103 212V211H102ZM109 212V211H108ZM196 213V211H194ZM202 212V211H201ZM209 212V211H208ZM225 210L223 211V213H217V210L215 212H209V217L210 218L208 221H198L199 225L198 227H201V230L200 232L203 234V238H205L206 242L208 243V245H210L209 247V252L210 254L212 255V251L214 252V256H213V264H264V224L261 223V222H258L256 223L255 221V225H254V228L253 230L251 229V240L252 241H249L248 240V237L246 238H240V239H236L238 241H235V239H233L232 237L230 238L229 235L227 236V233L226 231H228V229L226 230L227 226H226V220H225V217L228 216L227 213L225 212ZM235 212V211H234ZM68 213H72V215L74 214V217L76 218L75 220L73 219L70 220L69 216L71 215H68ZM143 213V212H142ZM194 213V214H195ZM198 213V212H197ZM196 213V215H197ZM241 213V212H240ZM17 213L14 212V215L12 213V217H16ZM88 214V216L91 214V216H89L90 218H87L86 215ZM106 214V213H105ZM132 214V213H131ZM135 214V211L133 210V215ZM138 214V212H137ZM143 214V215H144ZM167 214V215H166ZM170 214H172V212H170ZM175 214V213H173ZM176 214V215H177ZM205 214V213H204ZM207 214V213H206ZM219 215L217 217H214L216 215ZM234 214V213H233ZM231 215L232 217L234 215ZM141 215V214H140ZM199 215V214H198ZM201 215V214H200ZM8 216V215H7ZM18 216L20 217L21 220V223H20V231H22V233H28L29 232V229H30V223L31 221H38L37 218L34 219L33 215H31V213L28 211V212H24V217H22L19 213H18ZM38 216V214H37ZM135 216V215H134ZM133 216V218H134ZM138 216V215H136ZM168 216V217H167ZM191 216V217H190ZM230 216V215H229ZM5 217V216H4ZM10 217V216H9ZM36 217V216H35ZM40 217V216H39ZM129 217V216H128ZM147 217H148V214H147ZM178 217V215H177ZM204 217V216H202ZM254 217V216H253ZM43 218V217H42ZM141 220L145 217H140ZM139 218V219H140ZM180 218V217H179ZM201 218V217H200ZM206 218V216H205ZM207 218V219H208ZM219 219L221 220H224L223 222H220ZM18 219V217H17ZM40 219V218H39ZM49 219V218H48ZM136 219V218H135ZM134 219L133 221V224L134 222L136 221ZM138 219V218H137ZM195 219H198V218H195ZM206 219V220H207ZM232 219L231 217L228 219L230 220ZM141 220H138L141 221ZM180 220V219H179ZM191 220V221H190ZM199 220V219H198ZM227 220V221H228ZM233 220V219H232ZM14 221V220H13ZM16 221V219H15ZM14 221V222H15ZM20 221V220H19ZM40 221V220H39ZM64 221V223L67 221L65 220H62ZM104 221V220H103ZM143 221V220H142ZM148 221V219L146 220ZM174 220H172V224ZM185 221V222H186ZM129 222V220H128ZM127 222V223H128ZM171 222V220H170ZM195 222V221H194ZM236 222V221H235ZM234 222V223H235ZM238 222V221H237ZM264 222V221H263ZM34 223V222H33ZM42 223V222H41ZM120 223V222H119ZM192 223V222H191ZM189 223V224H191ZM7 224V223H6ZM62 224V223H61ZM143 224V223H142ZM186 224V223H184ZM186 224V225H187ZM231 224V223H230ZM36 227L39 226V224H35ZM126 225V224H125ZM135 227L137 224V222L134 224ZM167 224H164L163 226H165ZM183 225V224H182ZM193 224L189 225L192 227ZM236 225V224H235ZM43 226V225H42ZM139 226V225H138ZM154 225H152L151 227H153ZM168 226V225H167ZM195 226V225H194ZM251 226V225H250ZM72 227V226H71ZM162 227V225H161ZM166 227V226H165ZM164 227V228H165ZM196 227V226H195ZM193 227V229L195 228ZM196 227V228H198ZM236 227V226H234ZM39 228H41V226H39ZM160 228V227H159ZM229 228V227H228ZM240 228V227H239ZM243 228V227H242ZM249 228V227H248ZM6 229V228H5ZM4 229V230H5ZM18 229V228H17ZM38 229V228H37ZM133 229H134V226H133ZM148 229V228H147ZM156 229V228H155ZM158 229V228H157ZM161 229V228H160ZM200 229V228H198ZM232 229V228H231ZM236 229V228H235ZM19 230V229H18ZM81 230V229H80ZM132 230V229H131ZM139 230V229H138ZM192 229H189V233L187 232V235L188 237L191 235L192 237L195 235H197V231L195 232H192L191 231ZM196 230V229H195ZM244 230V229H243ZM248 230V229H247ZM100 231V230H99ZM98 231V232H99ZM102 231V230H101ZM134 231V230H133ZM191 231V233H190ZM230 231V230H229ZM249 231V230H248ZM81 232V231H80ZM79 232V233H80ZM137 232V231H135ZM144 232V231H143ZM175 232V231H174ZM233 232V231H232ZM146 233V232H145ZM156 233V232H154ZM164 233V232H163ZM230 233V232H229ZM238 233V232H237ZM236 233V234H237ZM144 234V233H143ZM162 234V232H161ZM193 234V235H192ZM157 235V234H156ZM155 235V236H156ZM163 235V234H162ZM161 235V236H162ZM166 235V233H165ZM181 235V234H180ZM234 235V234H233ZM170 236V234H169ZM199 236V235H198ZM232 236V235H230ZM240 236V235H239ZM246 236V235H245ZM139 237V236H138ZM144 237V236H143ZM167 237V236H166ZM187 237V238H188ZM191 237V238H192ZM202 237V235H201ZM241 237V236H240ZM142 238V237H141ZM152 238V237H151ZM157 238V237H156ZM158 238H159V235H158ZM163 238H165L163 236ZM162 238V239H163ZM190 238V237H189ZM188 238V239H189ZM194 238V237H193ZM146 239V238H145ZM144 239V240H145ZM90 240V239H89ZM139 240V239H138ZM153 240V239H152ZM161 240V239H159ZM158 240V241H159ZM193 240V239H192ZM196 240V239H195ZM194 240V241H195ZM151 241V239H150ZM155 241V240H153ZM162 241V240H161ZM159 241V242H161ZM165 241V239H164ZM204 241V240H203ZM166 244V242H164ZM168 243V242H167ZM145 244V243H144ZM192 244V243H191ZM163 245V244H162ZM205 245V243H204ZM203 245V246H204ZM26 246V245H25ZM32 246V245H31ZM82 246V245H81ZM157 246V245H156ZM167 246V245H165ZM154 247V246H153ZM159 247V245H158ZM157 247V248H158ZM29 248V247H28ZM81 249V253L83 255H86L85 253V249L84 247H80ZM96 248V247H95ZM145 248V247H144ZM164 248V247H163ZM166 248V247H165ZM185 248V247H184ZM208 248V247H207ZM33 249V248H32ZM153 249V248H152ZM186 249V248H185ZM155 250V248H154ZM159 250V249H158ZM205 250V249H204ZM203 250V251H204ZM177 251V250H176ZM28 252V251H27ZM148 252V251H147ZM159 252V251H158ZM157 252V253H158ZM164 252V251H163ZM169 252V251H168ZM185 252V251H184ZM29 253H31V251H29ZM34 253V252H33ZM156 253V255H157ZM162 253V252H161ZM160 253V254H161ZM166 253V252H165ZM29 255V254H28ZM32 255V254H31ZM168 255V254H167ZM170 255V254H169ZM248 255L253 256L252 260L250 259V257H248ZM210 256V255H209ZM158 257V256H157ZM166 257V256H165ZM30 258V257H29ZM194 258V257H193ZM202 258V257H201ZM165 259V258H164ZM191 259V258H190ZM200 259V258H199ZM212 259V258H211ZM254 259V260H253ZM168 260V259H167ZM198 260V259H197ZM83 261V260H82ZM188 261V260H187ZM190 261V260H189ZM200 261V260H199ZM206 261V260H205ZM141 262V261H140ZM182 262V261H181ZM184 262V261H183ZM197 261L195 260V263ZM28 263V262H26ZM25 263V264H26ZM187 263V262H186ZM189 263H192L189 262ZM195 263H192V264H195ZM205 263V262H204ZM0 264H12L10 261H8V259H2L0 258ZM29 264H32V263H29ZM139 264V263H138ZM185 264V263H184ZM199 264V263H198ZM207 264V263H206Z\"/></svg>", "mask_w": 264, "mask_h": 264}]
</instances>
